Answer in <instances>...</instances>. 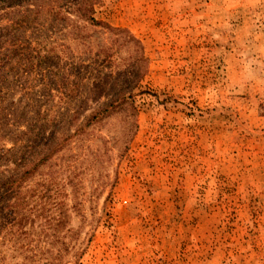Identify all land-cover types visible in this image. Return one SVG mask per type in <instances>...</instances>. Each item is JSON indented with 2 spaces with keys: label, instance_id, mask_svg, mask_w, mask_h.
Listing matches in <instances>:
<instances>
[{
  "label": "rangeland",
  "instance_id": "374dc122",
  "mask_svg": "<svg viewBox=\"0 0 264 264\" xmlns=\"http://www.w3.org/2000/svg\"><path fill=\"white\" fill-rule=\"evenodd\" d=\"M80 1L0 0V264H264V0Z\"/></svg>",
  "mask_w": 264,
  "mask_h": 264
},
{
  "label": "trees",
  "instance_id": "16d2710c",
  "mask_svg": "<svg viewBox=\"0 0 264 264\" xmlns=\"http://www.w3.org/2000/svg\"><path fill=\"white\" fill-rule=\"evenodd\" d=\"M81 5L80 7L82 6V4H84L83 6V13H81L83 16H85L88 21L92 22L93 24H96V25H100L102 24V22H98L96 20H94L92 17H91V14H90V11L92 10V3L93 1L92 0H81ZM88 12V13H87ZM1 92V91H0ZM1 101H2V98L0 97V105H1ZM27 172V171H26ZM25 172H23L24 174ZM23 174H21L20 176L18 177H9L7 179V182H6V186L8 187L7 189L10 190V189H13V184L16 183V182H19L22 177H23ZM6 181V180H5ZM4 181V182H5Z\"/></svg>",
  "mask_w": 264,
  "mask_h": 264
}]
</instances>
